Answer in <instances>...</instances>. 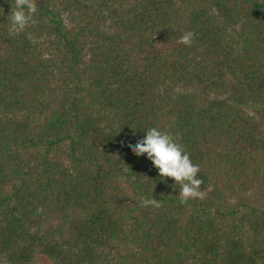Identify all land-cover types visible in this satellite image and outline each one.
Segmentation results:
<instances>
[{
	"label": "trees",
	"instance_id": "trees-1",
	"mask_svg": "<svg viewBox=\"0 0 264 264\" xmlns=\"http://www.w3.org/2000/svg\"><path fill=\"white\" fill-rule=\"evenodd\" d=\"M37 5L0 0V264H264V0ZM151 127L203 200L132 153Z\"/></svg>",
	"mask_w": 264,
	"mask_h": 264
},
{
	"label": "clouds",
	"instance_id": "clouds-1",
	"mask_svg": "<svg viewBox=\"0 0 264 264\" xmlns=\"http://www.w3.org/2000/svg\"><path fill=\"white\" fill-rule=\"evenodd\" d=\"M37 11V0H14V7L10 11L13 28L23 31ZM194 37V32L187 31L180 36L178 43L190 47ZM28 38L32 43L39 42L32 34H29ZM128 147L136 156L147 154V158L158 169L161 178H171L180 186L181 204L187 203L189 199L203 200L206 197V193L200 189L203 180L197 178L200 172L199 165L192 162L183 145L177 142L172 134L151 127L142 139H139L135 145L129 144ZM124 171H130L129 167H125ZM120 179L124 180V177ZM139 200L143 207L160 206L159 201L153 197L148 199L140 196Z\"/></svg>",
	"mask_w": 264,
	"mask_h": 264
},
{
	"label": "rangeland",
	"instance_id": "rangeland-1",
	"mask_svg": "<svg viewBox=\"0 0 264 264\" xmlns=\"http://www.w3.org/2000/svg\"><path fill=\"white\" fill-rule=\"evenodd\" d=\"M33 264H58V263L56 261H54L53 259H50L48 257L39 256V257H37V259L35 260V262Z\"/></svg>",
	"mask_w": 264,
	"mask_h": 264
}]
</instances>
